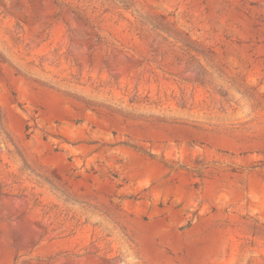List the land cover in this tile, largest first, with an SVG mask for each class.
<instances>
[{
	"label": "rangeland",
	"instance_id": "obj_1",
	"mask_svg": "<svg viewBox=\"0 0 264 264\" xmlns=\"http://www.w3.org/2000/svg\"><path fill=\"white\" fill-rule=\"evenodd\" d=\"M0 264H264V0H0Z\"/></svg>",
	"mask_w": 264,
	"mask_h": 264
}]
</instances>
